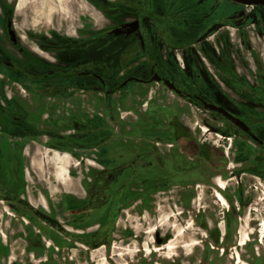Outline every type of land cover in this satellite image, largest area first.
Listing matches in <instances>:
<instances>
[{
  "label": "rangeland",
  "instance_id": "374dc122",
  "mask_svg": "<svg viewBox=\"0 0 264 264\" xmlns=\"http://www.w3.org/2000/svg\"><path fill=\"white\" fill-rule=\"evenodd\" d=\"M108 1L104 5L97 0H12L8 6L17 7L14 21L29 26L36 36L51 37L59 45V40L64 41L68 49L72 41L83 40L84 49L68 51L62 61L70 65L78 61L85 64L78 70L96 73H103L96 64L117 68L112 75L103 74L110 86L132 76L148 78L150 45L160 73L180 88H190L233 112L264 139V8H243L228 0H193L192 8L186 9L187 4L170 10L166 8L181 0L153 4L147 0L146 5L143 0ZM20 7H24L22 12ZM239 10L247 13L241 22L233 16ZM152 12L163 16V24L152 18ZM181 17L187 23L181 24ZM140 23L151 36L146 45L130 37L129 46L139 45L121 57L114 55L119 45L105 48L100 42V48L110 54L98 57L93 52L98 38L113 37V30L102 27L127 25L139 34ZM57 58L51 56L50 61ZM90 86L95 89L68 94L61 101L51 98L37 109L18 86L2 82L4 104L18 97L19 112L28 124L22 141L28 151L21 161L22 195L36 209L28 206L15 214L6 202L0 203V264H40L46 259L43 252L51 249L59 264H96L99 258L105 264H236L237 256L241 263L264 264V180L253 166L256 144L226 120L190 105L160 83L129 82L108 97L98 84ZM62 117L65 120L59 121ZM174 119L192 132L197 143L207 144L211 156L196 158L193 178L181 171L176 183L156 190V170L151 168L145 175L138 168L135 172L128 167L129 159L149 152L157 140L167 157ZM175 145L172 156L186 165L191 162V152L197 151L193 143ZM47 147L67 156L60 157ZM37 149L42 163L39 172L31 166ZM113 166L122 170L115 176L116 184L102 192L100 206L94 202L83 212L84 187L93 184V170L110 171ZM145 176L148 188L138 191ZM65 178L70 189L62 184ZM216 179L226 183L224 190ZM215 191L224 197L225 205L216 200ZM35 210L57 223L49 224ZM38 226L69 247H56ZM216 229L220 239L214 244L209 232ZM97 231V238L92 239ZM179 232L173 250L147 254V248L163 246ZM157 234L165 238L162 245L156 243ZM242 238H247L244 245H240ZM35 240L40 245L30 247L28 241ZM194 241L196 245L186 246ZM95 242H106L101 255H93L95 249L89 244Z\"/></svg>",
  "mask_w": 264,
  "mask_h": 264
},
{
  "label": "flooded vegetation",
  "instance_id": "af4514ba",
  "mask_svg": "<svg viewBox=\"0 0 264 264\" xmlns=\"http://www.w3.org/2000/svg\"><path fill=\"white\" fill-rule=\"evenodd\" d=\"M10 1L12 0H0V203L3 204L4 202H6L10 210H12L15 214H19V212L27 209L28 206H30L27 197L25 199V197L22 195L23 188L25 187L24 186L25 177H24L23 163L21 162L23 157L28 154L26 147H22V143H23L22 141L27 137V135L25 136V132H27L28 130V124L25 120H22L21 112H19V107L21 105L18 102V97H14V96L10 97V99L13 100V103L5 102L4 104L3 101L4 93L1 87L2 82L9 81L15 84L16 86H18L20 92L25 94V97L26 96L28 97V102L30 101L31 103L32 102L35 103V107L37 109L44 108L47 105L46 101H49L51 98H54V100L57 99L61 101L68 94H80L84 92V89L87 90L95 89V87L90 86L93 84H98L99 85L98 89H100L106 96H112L116 92L123 90L128 83L124 85L122 88L119 87L125 80L120 83H116V84L113 83L110 86V81L108 79H105L103 74L106 76L112 75L117 70V68L111 69V67H109V65L106 63L96 64L95 66L96 69L98 70L103 69L102 70L103 73H96L90 69L78 70V68L85 67L84 66L85 64L82 63L79 64L78 61H76V64L73 63L71 65L66 63V61H62L64 59L63 56H66L68 51L75 50L76 52H78V49H80L79 51L84 49V41L74 40L72 41L73 44L71 45V48L68 49L69 45H67L64 41L59 40V43L61 42L59 45L58 43H56V39H52L51 37L46 38L43 35L36 36L29 26L23 25L21 27L20 24H17L14 21L15 10L17 9V7H15L16 8L15 9L14 6L13 8L8 6L9 4H11ZM97 1L104 5L111 3L108 0H97ZM148 1L150 2V4H153V2H158V0H148ZM146 2L147 0H143L142 4L146 5ZM230 2L234 4L242 5L243 8L247 6L256 7L255 5H244L233 1ZM164 4L166 5V2ZM193 4H194L193 0H181L178 1L176 5L172 4L171 7H167L166 9L169 8L170 10L175 6L178 7L181 5L183 7L187 5L186 9H189V7L192 8V6H194ZM260 7L264 8L263 6ZM23 10L24 7L22 8L20 7L19 11L22 12ZM246 14H244L243 12H241V10H239L238 13H235V15L233 16L236 21L240 20L241 22V20L244 21L243 16H245ZM151 16L155 21L158 22V24H163V18H162L163 16H157L155 12H152ZM246 16L245 19H247ZM187 21L188 20L186 18H182L180 20V23L184 24L187 23ZM98 29H101V27H99ZM102 29L113 30L112 32L113 37L111 38L109 37L106 39L98 38L96 40V44L93 49V52L98 57L101 54L105 55L108 53L110 54L111 52V51L110 52L106 51V49H104L106 51L104 52V50L100 48L101 44L106 46L105 48H111L113 46L119 45V49L115 50L114 55L115 57H121L122 55L127 54L128 50L133 49L137 45H139V43L137 44V42H133L129 46L130 42L133 39H136L137 41V38H139L141 45H143L144 43L146 45L151 37L150 34L148 33V30H144V28H142L141 23L139 24V28H138L140 31L139 34L137 31L131 32V28H129V26L127 25H122L118 28H116L115 26L113 27L106 25L102 27ZM11 31L12 34H10ZM128 31L131 33L128 34ZM130 37H132L131 38L132 40L130 42H126ZM52 46H59V47L53 48ZM129 52L131 54V51ZM147 52H148L149 60L151 61V66L149 68V71L145 72L148 75V78L132 76L143 80V82H135V83H150V78L153 77L154 75H158L161 78L169 79L171 82H173L175 87L179 91H181V96L179 95L177 96L187 101L192 106L201 108L200 106L201 101H206L208 103L221 106L220 104H216L210 99H205L197 95L195 92L190 90V88L188 89L180 88L175 80L159 72V67L157 62L155 61V56L153 54V50L150 45L148 46ZM51 56H55L58 58L55 59L54 62L52 63L50 61ZM210 113L226 120L224 117L220 116L217 113L214 112H210ZM231 113L235 115L233 112ZM45 119H50V118L49 116H46ZM62 119L65 120V117L60 118L59 121H61ZM239 119L242 120L241 118ZM226 121L229 122L228 120ZM243 122L248 126L249 128L248 132H244L242 129L235 126L231 122L229 123L235 129H238L242 133V135H244L252 142H254V144H256L258 151L256 152L257 155L255 156L253 166L256 171L255 173L256 174L259 173L257 175L258 178L260 180H264V154H261L264 153V139L263 138L261 139V137L257 136L250 128V126L245 121ZM203 131L206 132L207 130L203 129ZM252 136H255L256 139L252 138ZM193 137L194 135L192 134L191 131H189V134L177 139L173 136L172 142L167 144V146L170 149H172L168 151L169 155L167 157L164 156L163 151L159 146V143L161 141L157 140L155 146H151V150L149 152H145L143 155L140 156L135 155L131 159H129L128 167L135 172L138 168L141 171V174L143 175L147 174L149 169L151 168L155 169L158 174V180L155 184L156 190H163L168 186H171L172 184L176 183L180 179L179 172L181 171L184 172L189 178L190 177L193 178V176H195L196 158L198 159V161H201V160L209 159V157L211 156L210 147L205 143H197ZM36 142L38 143V141ZM176 142H180L181 145L192 142L193 146L197 148L196 152L195 149L194 151L191 152L192 156L191 158H189L191 162H187V165L186 163L185 164L181 163L175 156H172V154L174 153L173 149L176 147L175 145ZM224 143H227V141H225ZM222 146L224 147V145ZM39 152L40 151L38 149L35 150L31 157V166L37 172L42 170V163L36 157L37 155H39ZM53 152L58 154L57 151L53 150ZM259 154H261V156H259ZM58 155L60 157L67 156L66 153L63 154L59 153ZM115 168L116 166H113L112 168H110V171L108 170L109 172H107L110 173L108 174L110 175V180L108 183L103 182V178L105 179L104 172L107 171L106 169L102 170L103 168H100V170L97 169L94 170L95 171V178L93 184L94 193L92 195H93V200L95 202H98L96 206H100V204L103 201L102 192H106V191L108 192L112 184L113 185L116 184L115 182H113L116 180L115 177L113 180L111 179L113 176H116V174L121 173L122 170ZM64 173L65 171L63 172V174ZM183 175L184 174H182L181 176ZM143 180L144 182L141 184V188H139L138 191H142L143 187L144 190L148 188L146 176ZM215 182L217 186L219 185L218 187L220 189L222 190L225 189L226 183L223 180L216 179ZM62 184L66 189L71 188L69 182L66 181V178L64 179V182ZM134 193H137V191H134ZM85 194L86 196L84 199L85 201L86 200L88 201L89 200L88 195L86 192ZM133 195L135 196L136 194ZM214 195L216 200L220 204H222L223 202L225 203L224 197L218 191H215ZM224 203L222 205H224ZM86 211H87L86 209L83 210V212ZM35 213L37 215L43 216L45 219L50 218L49 215H47L46 213L42 214L38 210H35ZM76 214H79V212H77ZM181 232L177 233L173 239L169 240L163 246L154 247L153 249L147 248L146 249L147 254H150L153 251L157 252L162 250H166L170 252L175 248V246L173 245L174 240L181 235ZM213 233L214 232L212 230L209 232L210 239ZM159 238L163 242L164 238H161L160 236ZM244 239L247 238H242L240 245L245 244ZM196 244L197 242L194 241L186 246L196 245ZM102 249L103 246L95 249L93 255H98V254L101 255ZM166 257L168 258L169 256ZM239 258L240 257L237 256L236 264H245V263H241V260ZM96 264H105L104 258H99Z\"/></svg>",
  "mask_w": 264,
  "mask_h": 264
},
{
  "label": "trees",
  "instance_id": "16d2710c",
  "mask_svg": "<svg viewBox=\"0 0 264 264\" xmlns=\"http://www.w3.org/2000/svg\"><path fill=\"white\" fill-rule=\"evenodd\" d=\"M108 97V96H107ZM171 126H172V133H173V136L177 139V138H180V137H182V136H185V135H187V134H189V130L185 127V126H183V124H181V123H179L176 119H174V120H172V123H171ZM50 148H52V147H50ZM53 149H55V148H53ZM107 172H109V171H106V172H104L105 173V179L103 178V182L104 183H108L109 182V180H110V175H108V174H110V173H107ZM93 173H94V175H93V184H94V178H95V171L93 170ZM119 174V173H118ZM92 177V176H91ZM114 177L115 176H113L112 177V179L111 180H113L114 179ZM93 184H89V186H87L86 184H85V187H84V189H85V191L87 192V194H88V201L86 202V204H84L83 206H81V208L82 209H86L88 206L87 205H89V206H91V205H94L93 203L95 202L94 200H93V191H94V188H93ZM106 201V200H105ZM103 203V202H102ZM91 204V205H90ZM80 208V209H81ZM70 211H78V209H76V210H70ZM44 220H46L47 222H49V224H52V223H57L56 222V220L55 219H53L52 217H50L49 219L48 218H46V219H44ZM205 228H206V226H204ZM37 229L39 230V231H42V233H43V236H45V238H47L49 241H51L53 244H55V246L56 247H59V248H67V247H69V246H63V245H66V242L63 240V239H61L60 237H57V236H55V235H52V233H50V231H45V229L44 228H41V227H37ZM61 231H63L65 234H67V235H70V234H68V232H66L65 230H61ZM98 234V231L97 232H93L92 234H91V238L93 239L94 237H96V236H98L97 235ZM97 238V237H96ZM95 238V239H96ZM219 239H220V234H219V231L216 229L215 231H214V233H213V235L211 236V240H212V242L214 243V244H217L218 242H219ZM76 241H79L80 243H84L82 240H76ZM164 241H165V238H164V240H163V243H164ZM28 244H29V246L30 247H32V246H34V245H40V240H35L34 241V243H31L30 244V242L28 241ZM86 244V243H85ZM90 245V247L91 248H93V249H96V248H99V247H101V246H103V245H106V242H95V243H93V244H89ZM33 248V247H32ZM43 255H44V257L46 258L45 259V261L44 262H41L40 264H59L58 262H56V260L53 258V250L51 249V250H45V252H43ZM42 255V256H43Z\"/></svg>",
  "mask_w": 264,
  "mask_h": 264
},
{
  "label": "water",
  "instance_id": "95a60500",
  "mask_svg": "<svg viewBox=\"0 0 264 264\" xmlns=\"http://www.w3.org/2000/svg\"><path fill=\"white\" fill-rule=\"evenodd\" d=\"M230 1L240 3V4H244V5H255V6H263L264 7V0H230ZM10 34H12V31L10 32ZM129 82H143V80L135 78V77H131V78H128L127 80H125L120 85L119 88H122L124 85H126ZM150 82L161 83L163 86H165L168 90H170L174 94L181 96V91H179L175 87L174 83L171 82L169 79H164L158 75H154L153 77L150 78ZM200 106L204 110L219 114L220 116L224 117L229 122L233 123L235 126L242 129L244 132H248V130H249L248 126L242 120H240L237 116L233 115L231 112L224 109L223 107L208 103L206 101H201ZM252 138L256 139L255 136H252ZM156 243L158 245L163 244V242L159 238L158 234L156 236Z\"/></svg>",
  "mask_w": 264,
  "mask_h": 264
},
{
  "label": "crops",
  "instance_id": "0c3cea01",
  "mask_svg": "<svg viewBox=\"0 0 264 264\" xmlns=\"http://www.w3.org/2000/svg\"><path fill=\"white\" fill-rule=\"evenodd\" d=\"M47 150H50V151H57V150H55V149H53V148H46ZM44 196V195H43ZM45 197V196H44ZM43 197V198H44ZM28 199V202H29V205L32 207V208H34V206H33V204H32V202H31V200H29V198H27ZM61 201H62V199H61ZM62 204V203H61ZM63 205V204H62ZM34 209H36V208H34ZM2 243V242H1Z\"/></svg>",
  "mask_w": 264,
  "mask_h": 264
},
{
  "label": "bare ground",
  "instance_id": "6f19581e",
  "mask_svg": "<svg viewBox=\"0 0 264 264\" xmlns=\"http://www.w3.org/2000/svg\"><path fill=\"white\" fill-rule=\"evenodd\" d=\"M220 185H221V184H220ZM218 186H219V185H218ZM222 187H223V186H222ZM217 198H218V197H217ZM220 201H222V200H220ZM223 201H224V200H223ZM223 203H224V202H223ZM223 203H222V204H223ZM224 205H225V203H224ZM239 259H240V258H239ZM239 263H240V262H239Z\"/></svg>",
  "mask_w": 264,
  "mask_h": 264
}]
</instances>
